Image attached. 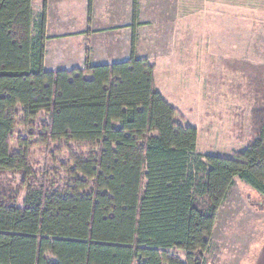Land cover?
<instances>
[{"label": "trees", "instance_id": "16d2710c", "mask_svg": "<svg viewBox=\"0 0 264 264\" xmlns=\"http://www.w3.org/2000/svg\"><path fill=\"white\" fill-rule=\"evenodd\" d=\"M31 4L0 0V171H22L25 185L22 208L12 191L0 192V264H202L235 178L264 200V75L247 146L230 157L195 156L197 130L175 122L152 62L132 52L45 70V6L33 20ZM17 106L25 120L46 114L47 141L98 148L73 160L81 176L67 190L32 176L27 153L11 149Z\"/></svg>", "mask_w": 264, "mask_h": 264}, {"label": "rangeland", "instance_id": "374dc122", "mask_svg": "<svg viewBox=\"0 0 264 264\" xmlns=\"http://www.w3.org/2000/svg\"><path fill=\"white\" fill-rule=\"evenodd\" d=\"M209 1L213 4L206 6L204 17L208 19L204 22L212 28L205 30L204 44L211 32L215 48L212 52L189 50L179 69L172 70L171 63L164 64L168 69L159 66L156 89L176 110L175 122L199 133L195 156H204L208 150L230 157L229 153L246 145L252 134L250 109L259 75H264V0ZM241 62L251 63L253 68L243 66L241 70ZM12 112L11 149L27 153L32 176L43 175L54 188L67 190L81 176L73 173V160L88 158L98 148L66 139L47 141L42 134L47 120L44 112L29 120L23 118L19 106ZM23 177L22 171H0V192L12 191L20 208L25 196ZM216 216L202 264H228L229 260L249 264L240 258L256 256L259 250L257 241L264 234L263 197L236 179ZM175 252L182 257V251ZM251 258L248 256L249 261Z\"/></svg>", "mask_w": 264, "mask_h": 264}, {"label": "crops", "instance_id": "0c3cea01", "mask_svg": "<svg viewBox=\"0 0 264 264\" xmlns=\"http://www.w3.org/2000/svg\"><path fill=\"white\" fill-rule=\"evenodd\" d=\"M209 2L208 4L207 0H32L33 20L38 18L45 6L47 39L43 68L48 71L84 69L87 65L129 60L133 52L135 57L147 59L155 65L154 79L157 87L159 66L168 69L164 64L171 63L174 66L172 70L179 69L186 62L189 50L212 52L215 48L211 32L208 44H204L207 37L205 30L212 25L205 23L207 22L205 19L208 18L204 17L206 6L213 4V1ZM207 11L213 12L211 8H207ZM172 75L173 72L169 75L170 80L173 79ZM248 141L240 149L229 153V156L244 149ZM198 142L199 133L196 149ZM211 153L208 150L204 152ZM236 179L238 178H235V181ZM257 243L259 245L257 255L247 254L240 258L241 261L264 264V234ZM248 256L252 257L250 261ZM228 264L238 262L229 260Z\"/></svg>", "mask_w": 264, "mask_h": 264}]
</instances>
